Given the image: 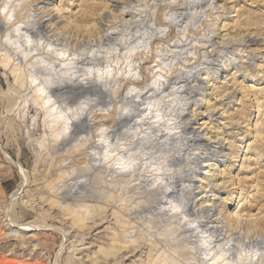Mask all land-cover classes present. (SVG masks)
Returning <instances> with one entry per match:
<instances>
[{
	"label": "rangeland",
	"instance_id": "374dc122",
	"mask_svg": "<svg viewBox=\"0 0 264 264\" xmlns=\"http://www.w3.org/2000/svg\"><path fill=\"white\" fill-rule=\"evenodd\" d=\"M5 3L11 22L28 26L32 45L25 43L26 52L31 51L23 59L13 49L26 39L5 20ZM48 15L54 18L49 20ZM38 23L43 28L38 29ZM244 36L257 42L243 46ZM62 52L65 58L58 55ZM5 53L17 56L10 57L6 69L0 66V264H147L148 258L153 259L151 264H191L185 249L191 244L184 241L182 224L177 227L175 219L153 220L148 210L151 205L164 206L168 214L179 218L186 213L192 219L193 206L184 211L187 189L191 190L187 176L210 159V151L201 152L196 165L182 155L179 162L173 160L177 153L144 142L136 127L119 124L120 117L133 109L128 102L132 97L126 99L131 85L152 84L153 71L167 76L169 84L155 99L168 94L164 100L172 101L168 104L177 110L187 104L185 119L194 110L204 113L190 127L203 134L201 144L222 143L228 155L215 157L220 160L216 166L199 170L195 179L203 180L193 189L194 203L203 195L209 200L215 193L218 197L214 213L203 218L225 226L214 246L230 239L226 247L233 264H260L257 257L252 262L249 257L255 251L264 253V0H0V60ZM66 57L76 68L68 70L74 66L65 65ZM14 67L24 74L20 84L10 73ZM217 69L224 74L216 75ZM30 78L36 81L30 84ZM77 78L89 81L88 87L61 86L52 92L57 83L69 86ZM193 78L199 81L196 88ZM40 83L44 92L38 96L34 91ZM176 83L185 86L184 93H172ZM225 90L233 91V100H226ZM37 96L50 97V102L43 105ZM208 108L218 114L209 119ZM58 113L63 114L60 121L54 116ZM116 158L135 166L134 171L119 175ZM208 170L209 178L201 175ZM167 173L175 182L169 186L174 193L170 195L178 199L174 205H180L179 214L161 203L168 185L156 182V177L167 178ZM209 182L212 187L204 192ZM232 193L237 197L225 210ZM252 235L262 244H249ZM155 236L158 252L150 248ZM141 239L147 245L136 248Z\"/></svg>",
	"mask_w": 264,
	"mask_h": 264
},
{
	"label": "bare ground",
	"instance_id": "6f19581e",
	"mask_svg": "<svg viewBox=\"0 0 264 264\" xmlns=\"http://www.w3.org/2000/svg\"><path fill=\"white\" fill-rule=\"evenodd\" d=\"M130 1V0H129ZM6 2H8V1H6ZM10 3V2H9ZM213 3V2H212ZM7 4L8 3H5L4 4V6L2 7V10H3V12L6 10L7 12H6V14L4 15V18H5V20H7L8 22L7 23H9L10 25H12L13 27H14V29H15V33L17 34V35H23L24 37H25V39H26V42H24L21 46H19L18 48H14L13 49V51H17L19 54H21V57H22V59L23 58H25V57H27L30 53V51L28 50V53L26 52L27 51V48H26V45H25V43L28 45V47L30 46V44L32 43V41H31V39H30V37L28 36V34H27V32H28V26H26V25H18V22H15V20L14 21H12L11 22V18H9L10 17V14H11V12H10V10H8V8H7ZM17 6V5H16ZM12 9V8H11ZM46 17H48L49 18V20H52L53 18H54V16H52V15H48V16H46ZM38 25V29H40V28H43L42 26H40L41 25V23H38L37 24ZM23 30H25V32L23 31ZM21 31H23V34L22 33H20ZM23 36H21V37H23ZM252 37V36H251ZM251 37H249V36H244V38H242V40H241V44H243V46H248V45H252V44H255L257 41L256 40H253ZM7 38V37H6ZM11 38V37H10ZM13 38H15V37H13ZM18 39V38H17ZM16 40V39H15ZM9 41H11L10 39H9ZM25 41V40H24ZM14 42V41H13ZM17 42V41H16ZM6 43V42H5ZM21 43V42H20ZM11 44V43H10ZM9 44V45H10ZM13 46H14V44H12ZM32 45V44H31ZM6 46V45H5ZM42 46V45H41ZM16 47V46H15ZM6 49H8V48H6ZM6 49H5V51H6ZM29 49V48H28ZM36 49V48H35ZM37 50V49H36ZM124 50V49H123ZM8 51V50H7ZM10 51V50H9ZM45 51V50H44ZM11 53H12V50L10 51ZM36 52V51H35ZM37 52H38V50H37ZM130 52H132V50H130L129 51V53ZM134 52V51H133ZM39 53V52H38ZM8 54L9 53H5L4 54V58L2 59V60H0V66H2L4 69H6L7 68V66L9 65V61L11 60L10 59V57L11 58H13L15 55H14V53H13V55L14 56H8ZM131 54V53H130ZM6 55V56H5ZM60 57H64V55H65V53L64 52H62L61 54H58ZM126 55H128V53H126ZM134 55V54H133ZM17 56V55H16ZM15 56V57H16ZM19 56V55H18ZM66 56V55H65ZM130 56V55H129ZM57 57V56H56ZM68 57V56H67ZM66 57V58H67ZM35 58V57H34ZM59 58V57H58ZM65 58V57H64ZM36 59V58H35ZM43 59V58H42ZM63 59V58H62ZM130 59V58H129ZM18 60H19V57H18ZM25 61H26V59H24ZM46 61H47V59H45ZM45 60H43V61H45ZM120 60V59H119ZM12 61V60H11ZM38 61V60H37ZM49 61V60H48ZM47 61V63H48V66H49V62ZM66 61H68V58H67V60ZM66 61H64V62H66ZM133 61V60H132ZM160 61V60H159ZM14 62V61H13ZM39 62V61H38ZM51 62V61H50ZM55 62V61H54ZM54 62H53V64H51V65H54ZM72 60H69L68 61V64H65V65H67V67H68V65H70V66H74V67H70L68 70L69 71H71L70 69H74V68H76L75 67V65H76V63L75 62H72ZM41 63H43L44 64V62H41ZM12 64V63H11ZM39 64V63H38ZM64 64V63H63ZM88 64V63H87ZM137 64V63H136ZM35 66H36V64H34ZM56 65V64H55ZM54 65V66H55ZM93 65V64H92ZM116 65V64H115ZM117 65H118V63H117ZM116 65V66H117ZM128 65V64H127ZM219 65V64H218ZM250 65H252V64H250ZM10 66V65H9ZM16 66V65H15ZM28 66V65H27ZM34 66V67H35ZM38 66V65H37ZM54 66L53 67H51V68H54ZM64 66V65H63ZM78 66V65H77ZM129 66V65H128ZM127 66V67H128ZM133 66V65H132ZM130 67V66H129ZM134 67V66H133ZM11 68H12V66H11ZM15 68V67H14ZM18 68H19V66H18ZM42 68V67H41ZM45 68H47L46 66H45ZM60 68V67H59ZM213 68H214V66H213ZM30 69V68H29ZM55 69V68H54ZM54 69H52V71H55ZM67 69V68H66ZM66 69H64V70H66ZM110 69V68H109ZM114 69V68H113ZM130 69V68H129ZM216 69V68H215ZM21 70V69H20ZM112 70V69H111ZM10 73H11V75L13 74L14 75V79H15V81L18 83L19 81V84L22 82L20 79L21 78H23V75H21V73L19 72L18 73V70L15 68V69H10ZM47 71V70H46ZM49 71V70H48ZM51 71V70H50ZM60 71H61V69H60ZM136 71V70H135ZM135 71H133V72H135ZM156 71V70H155ZM160 71V70H159ZM42 71H40V73H41ZM45 72V71H44ZM107 72V71H106ZM113 72H114V70H113ZM117 72V71H116ZM132 72V71H131ZM130 72V73H131ZM154 72V71H153ZM151 72L152 73V79H153V83L151 84L150 83V85H145V86H143L142 88H138V87H135V86H133V85H131V88L128 90V92H127V90H126V99H127V97H129L130 96V98L132 97V101H128L129 103H131L132 104V110L130 111V113H128L127 112V115H124V116H121L120 117V119H119V124H124V126L126 125H128V124H131V126L132 127H136V128H134L135 130H137L136 132H139V135H140V137H142V140H144V142H146L147 141V143H149V142H151L152 143V145L154 144L155 146L157 145L158 146V149H160V148H164V151L167 149L169 152H171V151H173V153L175 152V153H177L176 155H177V157H175L174 156V158H173V160L175 159V160H177V161H179V160H181V155H182V158L184 159V160H190V161H193V163H195V165H196V163L198 162V160L200 159V156L202 155V153L201 152H205V151H210V155H211V157L209 156L208 158H210L209 160H207V162H205L203 165H201V166H199V167H194L193 169H192V171H190L191 172V174L189 175L188 174V176H187V180H186V184H188V186H186V187H190V189L192 190H189V189H187L188 190V192H189V194L185 197V195H183V194H181V195H179L178 193V195L179 196H177V197H179V198H181V197H185L186 199V202H185V204H184V211H189L190 210V208H191V206H193V209H195V212H194V210H193V215H191V216H193V218L191 219V218H188L187 217V215H186V213H181L182 214V216H180L179 218L177 217V215H172V214H174V213H170V214H168V211L166 212V210H164L163 208H165L164 206H162L163 208H161V206H159L158 207V205H157V207L156 206H154V205H151L150 206V209L148 210L149 212H150V214L148 215L149 216V218L151 217L152 219L153 218H159L160 220H161V222H170L172 219H175V221L176 220H178L177 221V227H179V226H181V224H182V226H183V230H182V233L184 234V241H186V243H188L190 246H186V248L185 249H187V253H188V256H189V259H190V261H191V264H233V262L231 261V259L229 258V256L230 255H228L229 253V251L231 250H228L229 248H227L226 246H227V241H229V240H227L226 242H224L223 244H218V245H216V246H214V243L216 242V240H217V238L219 237V236H221V234H222V231H223V229H224V227L225 226H220V227H218V223L216 222V221H218L217 219H213L211 222H208L207 221V219H209V218H207V219H205V220H203V218H204V216L206 215V214H208V213H214V211H215V209H214V207H216L215 206V203L214 202H216L217 200H218V197H216L217 195H216V193L213 195L214 196V199L213 200H209V198H206L204 195H203V197L202 198H198L199 200H197V202H192V200L193 199H195V198H192L193 197V195H194V193H193V189H195L196 188V183H198V181L200 182V181H202L203 179H195V177H196V175H198L197 173L199 172V170H202V169H205V168H211V167H214V166H216V162H218V161H220V160H218V158H217V160H216V158L215 157H220V158H227V154L225 153L226 151L224 150V146H222V143H215L216 144V146L215 147H210V145L209 144H207V145H204V144H201L200 142L202 141V135H201V132H200V130H198L199 128H192V127H190L191 125H192V123L194 122V120H195V118L197 117V116H200V115H204V113H198L197 112V110H194L193 112H192V115H191V118L190 119H185V116H186V113H184V111H185V107H186V105L187 104H181V107H179L178 108V110H177V108L175 109L174 107H171L169 104H168V102L170 101H165L164 99L166 98V97H169L168 96V94L167 95H164L163 97H161L160 99H155V96L157 95V94H162L164 91H165V89H167L168 88V86H169V84H168V82L166 81V77L162 74V73H157V72ZM224 72H225V70H223V69H221V70H219V69H217V70H215V74L216 75H222V74H224ZM237 72H239V69L238 68H236V72L235 73H237ZM43 73V72H42ZM55 73H56V71H55ZM108 73V75H111L112 73H111V71H110V73L109 72H107ZM107 73H106V75H107ZM115 73V72H114ZM128 73V72H127ZM52 74H54V73H52ZM51 74V75H52ZM60 73H58V75H59ZM68 74H69V72H68ZM86 74V73H85ZM117 74V73H116ZM137 74V73H136ZM75 75V74H74ZM105 75V76H106ZM129 75V74H128ZM191 75V74H190ZM36 76V75H35ZM49 76H50V74H49ZM53 76V75H52ZM76 76V75H75ZM88 76V75H87ZM112 76V75H111ZM115 76V75H114ZM124 76V75H123ZM126 76V75H125ZM135 75H131V79L134 77ZM136 76H138V75H136ZM169 76V75H168ZM31 77V76H30ZM33 77V76H32ZM38 77V76H37ZM37 77H35V78H37ZM58 77V76H57ZM72 77V76H71ZM71 77H70V79H71ZM82 77V76H81ZM83 77H85V76H83ZM113 77V76H112ZM128 77V76H127ZM40 77H38L37 79H39ZM53 78V77H52ZM56 78V77H55ZM60 78V77H59ZM73 78H74V76H73ZM87 79H89L88 77H86ZM108 78V77H107ZM116 78H118V76L116 77ZM46 79V78H45ZM100 79H102V78H100ZM123 79H124V77H123ZM122 79V80H123ZM130 79V78H129ZM203 79V78H202ZM40 80V79H39ZM47 80V79H46ZM110 80H111V78H110ZM125 80V79H124ZM128 80V79H127ZM133 80V79H132ZM137 80H138V78H137ZM183 80V79H182ZM193 80H195V85H193L192 87H195L196 88V86L198 85V83H199V81L198 80H196V78H193ZM36 81V79H34V78H30V84H33L34 82ZM73 81V80H72ZM83 81H85V79H81V80H78V78H77V81L75 82L74 81V83H72L71 85H62V83L61 84H58L57 83V85H55L54 87H53V90H52V92H56V91H58V90H60L61 89V86H64V88H67V89H70V90H74V89H76V88H82V90L84 89V88H86V87H88V83H89V81H88V83L87 82H83ZM107 81V80H106ZM113 81V80H112ZM111 81V82H112ZM139 81H140V78H139ZM170 81V80H169ZM28 82V81H27ZM38 82H40V81H38ZM99 82V81H98ZM100 82H101V80H100ZM198 82V83H197ZM25 83V82H24ZM37 83V82H36ZM46 83V82H45ZM94 83V82H93ZM97 83V82H96ZM101 83H103V82H101ZM110 83V82H109ZM119 83V82H118ZM117 83V84H118ZM30 84H29V86H30ZM52 85L53 84H55V83H51ZM51 84H48L49 85V87H50V85ZM98 84V83H97ZM96 84V86H97V88H98V85ZM179 84L180 83H176V84H173V87H172V93L173 94H180V93H184L182 90L184 89V87L185 86H182V85H180L179 86ZM24 85V84H23ZM90 85H91V83H90ZM89 85V86H90ZM100 85V84H99ZM119 85V84H118ZM19 86V85H18ZM21 86V85H20ZM94 86V85H93ZM120 86V85H119ZM122 86V85H121ZM120 86V87H121ZM127 86V85H126ZM125 86V87H126ZM130 86V85H129ZM200 86V85H199ZM211 86V85H210ZM22 87V86H21ZM24 87V86H23ZM190 87V86H189ZM52 88V87H51ZM48 89V88H47ZM89 89H91V88H89ZM93 89V88H92ZM103 89V88H102ZM154 89L156 90L155 92H154ZM48 90H51V89H48ZM77 90V89H76ZM94 90V89H93ZM92 90V91H93ZM114 90H115V87H114ZM34 91V90H33ZM67 91V90H66ZM87 91V90H86ZM95 91V90H94ZM170 91H171V89H170ZM44 92V87H43V85L40 83V85L39 86H37V88H36V90L34 91V93L36 94V95H38V96H40V94H42ZM105 92V91H104ZM233 92V91H232ZM232 92H227L226 93V90H225V94H227V98H226V100H230V99H232ZM70 93H72V92H70ZM74 93V92H73ZM167 93V92H166ZM165 93V94H166ZM62 94V93H61ZM172 94V95H173ZM234 94V93H233ZM57 95V94H56ZM109 95V94H108ZM163 95V94H162ZM161 95V96H162ZM37 96V97H38ZM62 97H63V95H61ZM180 96V95H179ZM53 97V96H52ZM57 96H55V98H56ZM60 97V96H59ZM96 97V96H95ZM35 98H36V96H35ZM38 98H40L41 99V104H43V105H47L49 102H50V97H48V98H46V99H43L42 97H38ZM69 98H70V96H69ZM125 98V97H124ZM171 98V97H170ZM169 98V99H170ZM174 98V97H173ZM172 98V99H173ZM61 99H63V98H61ZM93 99V98H92ZM175 99H177V98H175ZM223 99V98H222ZM11 100H13V99H11ZM52 100H54L53 98H52ZM56 100V99H55ZM66 100V99H65ZM104 100V99H103ZM124 100V99H123ZM131 100V99H130ZM233 100V99H232ZM61 101V100H60ZM178 101V100H177ZM231 101V100H230ZM8 102H10V101H8ZM122 102V101H121ZM170 102H172V101H170ZM196 102H199V101H197L196 100ZM125 102H123V103H121V105L122 104H124ZM127 103V102H126ZM182 103V102H181ZM229 103H231V102H229ZM11 104V103H10ZM93 104V103H92ZM108 104V103H107ZM175 104H176V102H175ZM174 104V105H175ZM224 104V103H223ZM232 104V103H231ZM50 105H51V103H50ZM121 105H119V107L121 106ZM125 105V104H124ZM221 105H222V103H221ZM126 106L128 107V105L126 104ZM173 106V105H172ZM118 107V106H117ZM118 107V108H119ZM130 107V108H131ZM218 107V106H217ZM71 108V107H70ZM220 108V107H219ZM59 109V108H58ZM63 109V108H62ZM222 109V108H221ZM54 110V108L52 109V111ZM124 110H129V109H124ZM208 110H209V108H208ZM56 111V110H55ZM122 111V110H121ZM148 111V114L145 116V113ZM123 112V111H122ZM218 114V110L217 109H215V108H211L210 110H209V112H208V114L206 113V115L209 117V119H211L212 117H214V116H216ZM48 115H50L51 116V114H48ZM56 115V118H59L58 119V121H60V118H61V116H63V114L62 113H58V114H54V116ZM145 116V117H144ZM141 117V118H140ZM49 118V117H48ZM79 119V118H78ZM76 120V119H75ZM183 120H184V122H183ZM73 122V121H72ZM75 123V122H74ZM73 123V124H74ZM65 124V123H64ZM54 125V124H53ZM52 124H51V126H53ZM66 125V124H65ZM65 125H63V127L65 126ZM68 125V124H67ZM182 125H184L183 127H182ZM228 126H230V125H228ZM117 127V126H116ZM128 127V126H127ZM139 127V128H138ZM227 127V126H226ZM65 128V127H64ZM230 128H232V127H230ZM66 129V128H65ZM73 129V128H72ZM107 129V128H106ZM120 129V128H119ZM131 129V128H130ZM67 130V129H66ZM112 130V129H111ZM122 130V129H121ZM127 130V129H126ZM133 130V129H132ZM139 130V131H138ZM227 130V129H226ZM114 131V130H113ZM115 131H117V130H115ZM229 131V130H228ZM62 132H64V130L63 129H61V132L59 133V135L62 133ZM66 132V131H65ZM124 132H127V131H124L123 130V133ZM130 132V131H129ZM134 132V131H133ZM102 133H104V131L102 132ZM128 133V132H127ZM105 134V133H104ZM108 134V133H107ZM114 134V133H113ZM129 134V133H128ZM103 135V134H102ZM110 135V134H109ZM55 136H58V133L55 135ZM108 136V135H107ZM120 136V135H119ZM122 136V135H121ZM131 136V135H130ZM135 136V135H134ZM102 137V136H101ZM110 137V136H109ZM128 137V136H127ZM136 137H137V135H136ZM113 138H114V135H113ZM122 138V137H121ZM124 138V137H123ZM134 138V137H133ZM135 139V138H134ZM133 139V140H134ZM101 140V139H100ZM108 140V138H106V140L105 141H107ZM132 140V139H131ZM104 141V142H105ZM110 141V140H109ZM114 142V141H113ZM112 142V143H113ZM107 144V143H106ZM105 144V145H106ZM119 144V143H118ZM107 146V145H106ZM140 146V145H139ZM142 146V145H141ZM140 146V147H141ZM110 147V146H109ZM112 147H113V145H112ZM121 148V146L119 147V149L118 150H121L120 149ZM125 148V147H124ZM123 148V149H124ZM154 148V147H153ZM157 148V147H156ZM107 149H108V146H107ZM111 149V148H110ZM115 149V148H114ZM123 149H122V151H123ZM127 149V148H126ZM152 149V148H151ZM125 150V149H124ZM144 150V149H143ZM148 150V149H147ZM151 151V150H150ZM163 151V152H164ZM225 151V152H224ZM95 152V151H94ZM127 152V151H126ZM146 152V151H145ZM148 152V151H147ZM161 152V151H160ZM91 153H93V151L91 152ZM105 153V152H104ZM114 153V152H113ZM112 153V154H113ZM157 153H158V151H157ZM205 153H207V152H205ZM107 153H105V155H106ZM109 154V153H108ZM142 154V153H141ZM92 155V154H91ZM94 155V154H93ZM115 155H117L116 153H115ZM145 155H148L149 156V158L150 157H152V153H149V154H145ZM145 155H143V156H145ZM103 156V155H102ZM128 156V155H127ZM141 156V155H140ZM159 156V155H158ZM91 157V156H90ZM95 157V156H94ZM106 157V156H105ZM113 157V156H112ZM111 157V158H112ZM119 157V156H118ZM120 157H121V155H120ZM125 157V156H124ZM123 157V158H124ZM131 157V156H130ZM161 157V156H160ZM166 157V156H165ZM206 157V156H205ZM92 158V157H91ZM107 158H108V156H107ZM115 158V157H114ZM127 158V157H126ZM207 158V159H208ZM148 159V158H147ZM159 159V158H158ZM182 159V160H183ZM212 159H214V160H212ZM92 160V159H91ZM95 160V159H94ZM93 160V161H94ZM108 160H110L109 158H108ZM106 161L107 163L109 162V161ZM116 160V161H115ZM113 162H115L116 163V165H117V170H118V173H119V175H121V173L123 172H130L131 170H133L134 168L133 167H135V166H133L132 164H134V162H132L131 160V165L133 166L132 168L129 166V165H127V164H122V159H121V163L119 162L120 160H117V158L115 159ZM128 160V159H127ZM134 160V159H133ZM146 160V159H145ZM181 160V161H182ZM125 161H126V159H125ZM150 161H151V159H150ZM163 161H164V159H163ZM163 161H161V162H163ZM181 161H179V162H181ZM210 161V162H209ZM214 161V163H212ZM112 162V163H113ZM137 162V161H136ZM135 162V163H136ZM153 162H154V160H153ZM152 162V163H153ZM204 162V161H203ZM106 163V164H107ZM139 163V162H138ZM143 163V162H142ZM89 164V163H88ZM171 165V164H170ZM160 166V165H159ZM198 166V165H197ZM107 167H111L110 166V164L107 166ZM154 167V166H153ZM137 168V167H136ZM135 168V169H136ZM149 168H151V165L149 166ZM144 169V168H143ZM163 169V168H162ZM191 169V168H190ZM116 170V171H117ZM147 170V169H146ZM150 170V169H149ZM161 169H156V171H160ZM166 170V169H165ZM210 170V169H209ZM206 171L205 173H201V175H203V176H206V173H208V172H210V171ZM115 171V170H114ZM134 171V170H133ZM133 171H132V173H133ZM186 171V170H185ZM111 172V171H110ZM140 172V171H139ZM142 172V171H141ZM174 172V171H173ZM187 172H189V171H187ZM115 173V172H114ZM131 173V174H132ZM137 173V172H136ZM169 173V172H168ZM168 173H167V178H163V179H159V177L157 176V175H155V176H157L156 177V182H157V180L158 181H160L161 182V184H163V185H168L167 186V188H166V191L165 192H163L162 191V199H161V203H163V205L164 204H166V203H168V204H170L171 205V208H170V210L172 211H174V210H178L179 208V206L180 205H174V202L176 201L177 202V200L178 199H176V197H174L175 195H170V194H172L173 192L170 190V184H172V178L171 177H169V175H168ZM115 174H117V173H115ZM142 174V173H141ZM140 174V175H141ZM170 174V173H169ZM145 175H147V174H145ZM152 175V174H151ZM159 175H161V174H159ZM180 175V174H179ZM115 176V175H114ZM147 176H149V175H147ZM164 176V175H163ZM127 176H125V178H126ZM206 177H208V176H206ZM197 178V177H196ZM209 178V177H208ZM115 179V178H114ZM123 179V178H122ZM139 179V178H138ZM143 179V178H142ZM140 180V179H139ZM154 180V179H153ZM109 181V180H108ZM122 181V180H121ZM124 181V180H123ZM134 182H136V181H134ZM138 182V181H137ZM136 182V183H137ZM146 182V181H145ZM128 183V182H127ZM149 183V182H148ZM173 183H175V182H173ZM178 183V182H177ZM135 184V183H134ZM151 184V183H150ZM154 183L152 182V185H153ZM179 184V183H178ZM117 185V184H116ZM149 185V184H148ZM151 185V186H152ZM158 185V184H157ZM138 186V185H137ZM154 187H155V184L153 185ZM170 186V187H169ZM208 186H210V187H212V183H206V185H205V188L203 189V191L205 190V189H207L208 188ZM145 187V186H144ZM144 187H143V189H144ZM148 187V186H147ZM184 187V186H183ZM209 187V188H210ZM215 187H216V185H215ZM218 187V186H217ZM220 187V186H219ZM152 188V187H151ZM151 188H149V189H151ZM158 188V187H157ZM162 188V187H161ZM163 188H165V186L163 187ZM201 187H199V189H200ZM169 189V190H168ZM197 189H198V187H197ZM142 190V189H141ZM152 190H153V188H152ZM202 190V189H201ZM158 191V190H157ZM191 191V192H190ZM215 191H216V189H215ZM217 191H218V189H217ZM182 192H183V190H182ZM199 192V191H198ZM205 192V191H204ZM206 192H208V191H206ZM209 192H211V193H214V190L212 191L211 190V188H210V190H209ZM140 193V192H139ZM136 194V193H135ZM174 194V193H173ZM142 195V194H141ZM170 196V197H169ZM236 194L235 193H232L231 194V196H230V200H229V202H225V205H223V208L225 209V210H227V209H229L230 207H231V204H232V202L234 201V199H236ZM205 199H208V200H205ZM159 200V199H158ZM162 200H164L165 202H162ZM182 200V199H181ZM151 201H152V199H151ZM236 201V200H235ZM155 201H153V203H154ZM156 202H158L157 200H156ZM155 202V203H156ZM179 202V201H178ZM198 203V204H197ZM222 203H224V202H222ZM158 204H159V202H158ZM177 204V203H176ZM195 204H197V205H195ZM169 205V206H170ZM139 207V206H138ZM147 207V206H146ZM168 207V206H167ZM222 207V206H221ZM222 208V209H223ZM140 209V208H139ZM167 209V208H166ZM223 209V210H224ZM168 210V209H167ZM169 210V211H170ZM181 210V209H180ZM165 211V212H164ZM176 211H174V212H176ZM177 213H178V211H177ZM188 213V212H187ZM142 214H144V213H142ZM179 214V213H178ZM138 215V214H137ZM189 215V214H188ZM202 219V220H201ZM211 219V218H210ZM153 220H155V219H153ZM13 222H15L14 220H12ZM149 222V221H148ZM132 223V222H131ZM187 223V224H186ZM184 224V225H183ZM208 224L210 225H212V224H215L214 226H208ZM234 224H235V222H234ZM233 224V225H234ZM236 224H237V222H236ZM235 224V225H236ZM30 225H33V224H29V223H27L26 224V226H30ZM223 225V224H222ZM238 225V224H237ZM236 225V226H237ZM238 226H241L240 224L238 225ZM237 226V227H238ZM231 227H232V225H231ZM234 229H236V230H238L236 227L234 228ZM247 229V228H246ZM212 230V231H211ZM224 232V231H223ZM229 233H230V231H228ZM157 233V232H156ZM228 233V234H229ZM166 234V233H165ZM225 234V233H224ZM227 234V235H228ZM179 235V234H178ZM227 235H224L225 236V238L227 237ZM231 236V235H230ZM174 237V236H173ZM222 237V236H221ZM178 238H180V237H178ZM250 238V237H249ZM182 239V238H181ZM180 239V240H181ZM177 240V239H176ZM225 240V239H224ZM232 240V239H231ZM144 241V240H143ZM142 241V239H141V241H139L138 242V245L137 246H135L136 248H140V246L144 243ZM149 241H150V239H149ZM155 241H158L157 240V237L155 236V239L153 240V242H152V240H151V242H152V244L150 245V248H151V250H157V246L155 245L156 244V242ZM183 241V240H182ZM232 241H234V239L232 240ZM232 241H230V242H232ZM146 242V241H145ZM244 242V241H243ZM183 243V242H182ZM185 243V244H186ZM218 243V242H217ZM144 244H146V243H144ZM249 244H255V246L256 245H260V244H262V242H261V240L258 238V237H255L254 235H252V238H251V242L249 241ZM147 245V244H146ZM230 245L228 244V247H229ZM250 246V245H249ZM248 246V247H249ZM166 247V246H165ZM215 247H217V250H216V252L214 253V248ZM253 247V246H252ZM112 251V250H111ZM137 251V250H136ZM159 250H157L156 252H158ZM154 252V251H153ZM109 253V252H108ZM186 253V254H187ZM255 254H254V256L252 257L251 255H250V257H249V260H250V262H252V260H254V257H257V260L258 261H260V264L262 263V261H264V253H260L259 255L257 254V251H255L254 252ZM113 254V253H112ZM106 255V254H105ZM227 255H228V257H227ZM168 259V258H167ZM152 258H148V262H147V264H151L152 263ZM240 262V261H239Z\"/></svg>",
	"mask_w": 264,
	"mask_h": 264
}]
</instances>
